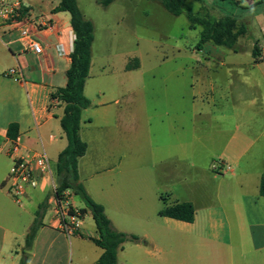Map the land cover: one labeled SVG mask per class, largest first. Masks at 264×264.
<instances>
[{
  "label": "crops",
  "instance_id": "obj_1",
  "mask_svg": "<svg viewBox=\"0 0 264 264\" xmlns=\"http://www.w3.org/2000/svg\"><path fill=\"white\" fill-rule=\"evenodd\" d=\"M60 2L23 0L43 47L40 55L24 50L19 32L0 26V146L15 140L8 136L14 125L23 151L45 153L53 168L68 141L61 127L64 106L52 102L50 108V96L67 85L75 41L71 15L57 12ZM93 26L95 35L94 23ZM239 42L240 38L237 45ZM94 43L95 37L84 88L91 105L81 120L80 136L87 144V153L79 160V183L93 201L104 206L116 231L139 238L122 245L118 264H264V197L260 194L264 176V100L246 101L241 87L226 84L225 75L234 71L230 68L221 71L226 73L220 82L207 79L205 84L193 85L192 107L200 104L207 108L200 115H209L210 123L203 132L182 137L178 113L172 122L173 131L168 133L169 152L161 156L160 172L153 180V174L144 166L137 167L146 158L141 153L136 157L133 154L128 108L120 106L117 91L101 85L105 77L111 79L113 75L93 73ZM260 55V49L257 54L253 52L249 65L264 82V58ZM217 56L221 69L229 65L228 53ZM129 65V59L125 60L121 71L130 80L142 65L140 60L132 69L127 68ZM11 69L21 71L23 78L9 75ZM138 90L128 86L120 96L130 97ZM107 94L112 101L108 104L104 100ZM217 107L222 108V113L215 118L211 114ZM115 121L122 130L117 134L123 143H113L115 133L110 134L107 150L106 134L96 131L111 127ZM93 133L101 144L93 152L96 164L87 173L85 166L91 157L87 137ZM137 145L146 148L143 140ZM182 150L189 152L184 155ZM215 159L229 164L230 169L223 174L215 172ZM135 163L138 164L134 166ZM11 166L9 156L0 158V264H97L104 251L93 242L98 235L91 212L85 213L82 234L67 237L57 229L48 210L50 189L30 190L22 203L15 201L7 182ZM162 198H167L169 204H192L194 221L161 217L159 213L165 208ZM71 200L85 208L74 192ZM43 204L46 209L41 227L29 248L26 237ZM86 241L87 249L81 246Z\"/></svg>",
  "mask_w": 264,
  "mask_h": 264
},
{
  "label": "rangeland",
  "instance_id": "obj_2",
  "mask_svg": "<svg viewBox=\"0 0 264 264\" xmlns=\"http://www.w3.org/2000/svg\"><path fill=\"white\" fill-rule=\"evenodd\" d=\"M98 1L77 0L82 14L95 25L93 73L113 75L111 79L105 77L101 85L105 89L117 91V97L122 102L120 106L128 108L130 118L127 128L132 134L133 154L136 157L141 153L146 158L143 165L135 163L134 166L140 169L144 166L145 171L153 174V180L159 175L161 156L169 152L166 149L168 133L170 129L173 131L172 122L176 120V115H181L182 137L189 138L193 133H201L210 123L209 115L205 116L207 108L204 109L200 104L192 107L193 85L195 88L198 83L205 84L207 79L220 82L226 73L221 71L230 68L234 71L229 76L225 75L226 84L241 87L246 101L255 98L264 100V82L249 65L253 62L254 48L264 46V0H188L180 16L170 14L154 0H118L108 7L98 4ZM189 12L210 15L216 19L231 16L236 19L238 28L244 27L247 32L240 37L236 50L218 47L210 42L202 44L199 50L201 28H190L187 18ZM222 52L229 55L226 59L229 65L223 69L219 64L221 60L216 58ZM128 59L131 66L139 60L142 65L130 80L121 71ZM128 86L138 87L139 90L133 96L121 97ZM104 100L106 104L112 102L110 94ZM227 110L232 114L230 109ZM202 111L205 113L200 115ZM221 113L222 108L217 107L211 116L216 118ZM164 121L166 124L163 126ZM118 125L115 121L111 127L96 131L106 134L104 143L107 150L111 143L110 134L115 133L113 143H123V140L118 139L117 133L122 131ZM87 138L91 157L85 171L89 173L96 164L94 149L101 143L94 133ZM142 140L146 148L137 145ZM188 152L183 151L184 155ZM4 155L0 154V158ZM220 164L224 168L230 167L217 159L213 161V165ZM81 246L87 249L88 242H81Z\"/></svg>",
  "mask_w": 264,
  "mask_h": 264
},
{
  "label": "trees",
  "instance_id": "obj_3",
  "mask_svg": "<svg viewBox=\"0 0 264 264\" xmlns=\"http://www.w3.org/2000/svg\"><path fill=\"white\" fill-rule=\"evenodd\" d=\"M114 1L101 0L100 3L107 7ZM154 1L159 2L170 14L180 16L184 13V7L188 0ZM230 1L235 2L234 0ZM57 12H68L71 15V26L75 34L71 67L67 72V85L57 89L50 96V108L52 102H59L64 106L61 127L68 141L67 147L60 153L54 168L57 195H61L66 190H72L85 204V208L82 209L83 213L85 214L87 210L91 212L98 235L97 238L93 239V242L104 251L97 264H118V252L122 245L128 241L137 242L139 238L116 231L105 213L104 206L93 201L82 184L79 183V160L87 153V144L82 140L80 131L82 114L91 105L90 100L84 94V88L89 78L92 63L94 26L82 14L77 0H61ZM187 18L191 29L201 28L199 50L202 44L208 42L218 47L236 50L239 38L247 32L244 27L238 28L236 19L231 16L216 19L210 15L202 16L189 12ZM257 52L258 48L255 47L254 54ZM127 68L132 69L133 66L129 65ZM15 130L16 126L14 125L9 128L8 136L11 139L17 138ZM260 194L264 197V176L260 184ZM162 199L165 201V208L159 213L161 217L187 223L194 221L195 209L192 204H169L167 199ZM45 209V204L39 207L35 221L27 234L26 245L29 248L41 227V219Z\"/></svg>",
  "mask_w": 264,
  "mask_h": 264
},
{
  "label": "built area",
  "instance_id": "obj_4",
  "mask_svg": "<svg viewBox=\"0 0 264 264\" xmlns=\"http://www.w3.org/2000/svg\"><path fill=\"white\" fill-rule=\"evenodd\" d=\"M30 22V14L23 0H0V26L9 32H19V42L24 50L40 55L43 53V47ZM260 50V57L264 58V46H260ZM8 74L23 78L18 69H11ZM0 154H6L12 159L7 182L9 192L17 203H22L30 190L50 189L48 210L54 216L57 229L69 238L82 234L85 214L72 202V190L57 195L54 168L45 153L23 151L22 143L15 139L1 145ZM229 169L230 167L224 168L223 164L213 165V170L220 174Z\"/></svg>",
  "mask_w": 264,
  "mask_h": 264
}]
</instances>
